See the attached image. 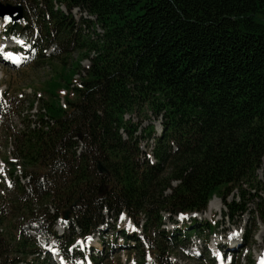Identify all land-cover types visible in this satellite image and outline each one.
I'll return each mask as SVG.
<instances>
[{
    "label": "trees",
    "instance_id": "obj_1",
    "mask_svg": "<svg viewBox=\"0 0 264 264\" xmlns=\"http://www.w3.org/2000/svg\"><path fill=\"white\" fill-rule=\"evenodd\" d=\"M10 1L24 5L37 28L36 43L56 47L52 59L67 58L80 45L87 52L83 58L97 54V59L81 87L72 88L66 109L58 99L48 102L45 117L53 124L41 121L42 128L22 132L5 128L22 176L33 177V195L17 181L0 194V264L39 263L41 248L25 226L36 221L40 232L54 233L55 221L67 211L71 229L65 245L77 237V228L81 236L94 232L105 208L126 212L138 224L144 215L150 253L161 264H171L168 254L177 248L161 229L164 213L201 212L213 196L227 201L238 190L244 204H228L231 218L247 211L250 195L247 202L258 199L256 213L264 224V183H255L264 158V0L0 3ZM75 8L96 21L78 23ZM86 23L93 31L95 25L102 28L96 42L80 41ZM67 65L60 80L70 87L78 70L69 73ZM57 88L51 84L47 92L58 98ZM147 103L162 118L161 137H153V125L144 130V138L155 139L156 162L142 158L139 125L124 118L141 113ZM98 162L109 175L98 174ZM9 167L12 178L16 167ZM102 184L108 188L100 195ZM138 249L144 257L143 244Z\"/></svg>",
    "mask_w": 264,
    "mask_h": 264
},
{
    "label": "rangeland",
    "instance_id": "obj_2",
    "mask_svg": "<svg viewBox=\"0 0 264 264\" xmlns=\"http://www.w3.org/2000/svg\"><path fill=\"white\" fill-rule=\"evenodd\" d=\"M9 3L15 5L14 2L10 1ZM74 11H78L76 14H74L76 20H79L81 15L84 20L90 19L88 15H85L84 18V12H82L79 8L74 9ZM93 21L96 20L93 18ZM87 26L88 24L86 23L84 24V27H82L80 41L82 40L81 38H84L85 40L90 39V41L96 42L98 40V35L101 36L103 35L102 28L99 27L98 25H95L96 29L93 31L92 29H89ZM90 43L91 42H88V44ZM47 51H45V53ZM49 53L51 55L50 51ZM85 54L87 55V52L81 51V46H80L78 50L70 54L67 58L65 56L62 57L60 56L59 57L60 59H52L49 57L43 59L44 63L42 61L41 63L39 56L40 52H38L36 61L22 68L0 67V90H1L0 100H3L5 102L4 112L2 114V117L0 118V158L1 159H4L5 156H7L8 154L7 148L9 146V142H8L9 139L7 135L4 133V129L7 128V125L11 124L14 127H17V130H21L23 127H26L28 125L26 118L28 113L31 114V111L32 113L34 112L41 113L40 109L34 110L33 108L29 107V104L32 101H35L37 103V99H39L38 102L40 106H43V109L46 110V105L48 104V102L51 101L57 102L58 99V101L61 104L62 101L66 100L63 98L64 96L63 93L60 92L62 90L61 88H64L63 85L65 84L64 81L60 80V73L62 72L61 70L64 62L68 64L67 68L70 70L69 73H73L72 71L75 68L76 71L78 70L77 74L73 76V79H78V78L85 79L88 77V71L90 69L87 70L85 67L89 66L91 68L94 65L93 61L97 59V54L95 55L92 54L89 55L88 58L86 56L83 58ZM38 63L40 65H37ZM54 83L57 84L58 88L55 89L53 92H57V94H59L58 98L52 97V95L47 92L49 86ZM69 88L72 89V86L68 87V89ZM64 104L66 105V101ZM147 108H149V110H147ZM143 110L144 111H141V113L137 111L135 113H132V115L126 114L128 116L125 115L126 116L125 121H130V123L132 124L139 125L141 132L140 136L143 138L146 136L144 130L148 129V127L151 124L155 126L156 135L160 136L162 132V119L160 117L157 119L153 115V112L150 110L148 103L144 105ZM17 114L19 115V118L16 117ZM11 116H13L12 119ZM148 143L149 144H147V138H145L144 142L141 143V147L143 150L146 149L148 150L150 146H151L150 150H152L153 146L151 145V142ZM167 169L168 167H166V170ZM1 176L2 173L0 172V178ZM263 180H264V158L262 161V166L260 170L257 172V179L255 183L258 184V182H263ZM3 183L5 184L4 181ZM176 185H177L176 182L172 183L173 187H176ZM0 188L3 190L2 187ZM248 189H249L248 186L243 187V190L248 191ZM165 193L168 195L170 193V190L167 189ZM253 193L254 191L251 192V194ZM239 195H240L239 191L235 190L227 198V203L233 201L239 203L241 201L240 204L242 203L244 204L242 197L238 198ZM249 197L250 196L247 195V201L249 200ZM247 201L245 202L248 205L246 207L247 212L243 214L239 212L233 219H230V222H228L227 220H223L222 222L225 223L223 224V226L219 225L218 230L216 231L218 233L216 235H211L210 237H208V239H210V241L215 239L220 240L222 239L220 231H223V233H227V231L229 230V236H227V240L231 239L232 242L235 241L233 243L231 242L232 243L231 248H236L237 245H235V243L236 244L239 243V240L237 239L241 238L242 235H244V233L245 234L248 233L247 243H245L244 248L240 249L241 251L237 250L236 252H234L235 255L233 256V259L238 262L241 261V264H261L262 258L264 259V224L260 220L258 215H256L255 213L253 215L251 214L255 210V205H250ZM214 210L215 208L212 211ZM226 211H229L228 207ZM211 215L213 217L215 216L214 213ZM183 219H184L183 217H178L176 221L178 224H181ZM198 219L200 223H204L206 220L210 222L211 220L210 214L205 217L204 214H200L198 216ZM220 219H223V217L217 215V221ZM108 220L111 224H117L116 226L120 227L121 229L134 227L132 226L131 223L128 222V220L125 217L119 218V221L117 223L113 221V218H109ZM8 224L9 222H6L5 226ZM165 228L173 231L175 229V224L173 222L169 223L168 220H166ZM57 229L58 231L63 230L62 228H58V227ZM109 230L112 234L114 233V230L112 229ZM99 235L100 234H97L93 241H89L87 243V245L90 246V248L98 247L100 241ZM202 245L205 248L204 244ZM119 255L122 263H126L128 258L131 264H135L134 262H139L140 260L137 251H133V249H130L128 251L122 248V250L119 251ZM171 258H173L176 264H209V257L207 261L203 260V263H201L199 261H196L195 259L190 258V256L187 254V252L184 251V249L174 251ZM108 259H114V255L113 254L109 255ZM49 264H54V262L51 261Z\"/></svg>",
    "mask_w": 264,
    "mask_h": 264
},
{
    "label": "water",
    "instance_id": "obj_3",
    "mask_svg": "<svg viewBox=\"0 0 264 264\" xmlns=\"http://www.w3.org/2000/svg\"><path fill=\"white\" fill-rule=\"evenodd\" d=\"M22 13H23V8L21 5L11 6V5H1L0 4V16L3 18H7L10 20H19L23 16ZM98 170L101 174L108 173L107 169L104 167L102 163L99 164ZM65 218L67 219L68 216L66 215Z\"/></svg>",
    "mask_w": 264,
    "mask_h": 264
},
{
    "label": "bare ground",
    "instance_id": "obj_4",
    "mask_svg": "<svg viewBox=\"0 0 264 264\" xmlns=\"http://www.w3.org/2000/svg\"><path fill=\"white\" fill-rule=\"evenodd\" d=\"M0 96H1V90H0ZM6 186H9V184H7ZM13 186H14V185H13ZM215 201H216V202H215ZM215 201L212 200V201L210 202V205H209V207H208V212H211L214 208H215L216 211H219L220 202H219L218 198H216ZM215 210H214V211H215ZM234 246H235V245H234Z\"/></svg>",
    "mask_w": 264,
    "mask_h": 264
},
{
    "label": "snow or ice",
    "instance_id": "obj_5",
    "mask_svg": "<svg viewBox=\"0 0 264 264\" xmlns=\"http://www.w3.org/2000/svg\"><path fill=\"white\" fill-rule=\"evenodd\" d=\"M261 264H264V260L261 261Z\"/></svg>",
    "mask_w": 264,
    "mask_h": 264
}]
</instances>
